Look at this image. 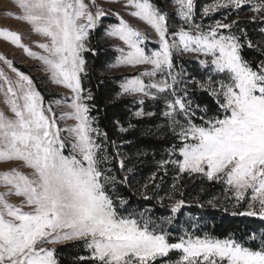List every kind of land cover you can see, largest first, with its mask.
<instances>
[{
  "label": "snow or ice",
  "instance_id": "snow-or-ice-1",
  "mask_svg": "<svg viewBox=\"0 0 264 264\" xmlns=\"http://www.w3.org/2000/svg\"><path fill=\"white\" fill-rule=\"evenodd\" d=\"M176 15L183 24L170 29L168 14L151 0H126L124 7L146 22L157 34L155 50L143 46L145 34L122 18L106 30L109 37L118 38L125 47L112 67L119 65H151L139 75L126 79L121 94H142L157 98L167 93L164 115L171 118V131L181 141L172 151L180 160L163 161L175 164L180 172L204 173L209 180L223 173L226 183L236 189L243 199L251 189L252 201L259 209L241 215L264 218V60L255 67L241 55L240 37L231 33L233 24L216 21L211 25L196 23L194 0H174ZM21 12L18 19L45 38L37 47L43 54L33 52L21 41L17 32L0 29V37L25 49L41 62L49 79L73 93L71 111L57 114L33 79L12 67V62L0 56L11 68L16 79L0 69V87L8 112L0 110V162H20L30 171L13 168L0 174V184L7 192L0 193V264H57L54 249L45 245L77 238H90L87 248L97 264H155L158 257L170 250L181 256L174 264H264V244L259 250L244 246L233 238L219 239L186 234L170 243L167 233L149 228L131 217L121 216L109 191L116 181L107 167L119 156L109 154L106 132L93 126L89 106L81 85L85 73L82 53L87 47L90 31L106 16L96 0H15ZM248 0H224L211 10L231 5L241 9ZM264 16V0L251 6ZM209 9H205L207 14ZM119 16V13H116ZM255 19V17L253 18ZM223 30H229L225 34ZM248 47H252L250 41ZM196 53L206 59L199 63L222 76L213 80L209 75L198 85L217 97L222 116H214L203 125L192 122L194 112L185 87L178 93L179 73H174V54ZM159 76L157 81L153 78ZM142 77H149L146 82ZM64 99H67L66 97ZM143 104V100H139ZM142 111L135 113L142 115ZM185 117L181 123L177 116ZM66 119L76 123L61 127ZM203 119V117H201ZM179 129V131H177ZM120 131H127L121 127ZM62 133L66 135H62ZM67 149V154H66ZM121 169L124 161H118ZM130 171V169H129ZM127 176L123 182H127ZM145 187H147L145 185ZM24 198L20 206L10 203L7 196ZM119 204L126 203L122 198ZM185 204L178 200L172 207L179 211ZM28 211H24V208ZM170 222V221H169ZM83 260L85 257H80Z\"/></svg>",
  "mask_w": 264,
  "mask_h": 264
},
{
  "label": "trees",
  "instance_id": "trees-1",
  "mask_svg": "<svg viewBox=\"0 0 264 264\" xmlns=\"http://www.w3.org/2000/svg\"><path fill=\"white\" fill-rule=\"evenodd\" d=\"M151 2L165 10L163 0ZM263 25L264 21L249 22L244 26L243 34L235 33L243 45L242 57L253 67L264 60ZM89 41L91 51L84 54L86 63L85 73L82 75L83 95H91V99L86 102L96 127L107 133L110 142L115 141V145L109 143L107 146L109 154L119 153L107 165L111 174L116 177L109 195L116 204L117 212L124 215V212L148 211L146 217L150 221L158 216L167 220L165 216L170 215L172 223L168 230L171 232H182L180 225L184 223L189 228L196 225V230L211 237L233 238L244 246L259 250L264 244V218L241 215L247 208L245 201L242 202V207H237V213H231L228 208L236 204L237 199L224 181L209 180L204 173L180 172L172 163L162 165L163 161L175 160L174 156L177 155L172 149L174 145L179 147L177 137L163 116V103L146 99L141 104L138 102L139 98L121 94L120 83L128 75H111L105 72L116 52L102 40L101 27L91 32ZM248 41L252 47H248ZM173 61L176 66L179 60L174 58ZM183 62L194 76L202 77L207 72L197 61L183 59ZM18 66L27 72L23 65ZM32 78L38 86L36 77L32 75ZM38 88L43 92L40 86ZM192 96L195 103L209 114L223 115L217 99L209 92L195 90ZM140 109L145 114L136 116L135 113ZM121 127L127 131H120ZM119 160L124 161L123 169L119 166ZM125 176L128 178L127 182L122 183ZM120 198L126 201L123 207L118 204ZM165 198H170L172 202L183 199L189 205L175 213L170 205H160V201ZM85 254L82 241L68 243L56 249L59 264H92L87 260L79 261Z\"/></svg>",
  "mask_w": 264,
  "mask_h": 264
},
{
  "label": "rangeland",
  "instance_id": "rangeland-1",
  "mask_svg": "<svg viewBox=\"0 0 264 264\" xmlns=\"http://www.w3.org/2000/svg\"><path fill=\"white\" fill-rule=\"evenodd\" d=\"M163 1L165 3L164 12L168 14V18H169L168 23H169L170 29H179L182 26L183 22L180 19V17L176 15L177 5L175 4L174 0H163ZM85 2L87 3L88 0H85ZM223 2L224 0H194V13H195L194 20L195 22L203 23L204 25H211V24H214L216 21H220L222 23H228V24H232L233 21H236L237 23L233 24V27L230 30L231 33L235 34L239 32L243 34V32L245 31L244 26H246L247 23L253 22V21L254 22L264 21V16H261L258 13L252 11V7H251L252 5L256 3H259V0H248V3H246L241 9H235L231 5H229L227 8L221 7L215 10H211L213 5L218 4V3H223ZM125 3H126V0H96V6L104 9L106 12V16L104 18H101L98 21L97 27L102 28V40L105 42V44H108L111 47V49L116 52L115 58L106 67L105 72L111 75H128L123 78L120 85H122L126 79H130L133 76L139 75L143 71L150 69L151 65H138V66L119 65L116 67H112V65L116 63V58L120 55V53L117 51V48L125 47V45H123V42L120 41L118 38L109 37L106 34V30L109 29L112 25L117 24L119 20L122 18L129 25H131L132 27L136 28L137 30L145 34V36L147 37V40L145 41V44L143 46L146 48V50L148 51L155 50L157 47V41H158V37L154 29H152L151 26H149L146 22L130 15L133 9L124 7ZM205 9H209V12L207 14L204 13ZM20 12L21 10L17 7L15 0H0V29H7L10 31L19 33L21 36V41L24 45H27L33 52H39L43 54V50L37 47V44L40 42H46L45 38L36 34L27 22L17 18V15ZM116 13H119V16H117ZM254 17L255 19H253ZM92 31H90L88 41L86 42L87 47L89 49H90L89 39H90V35ZM223 31L225 34H228L229 32V30H223ZM262 32L264 33V25L262 26ZM85 52L82 53L83 58H84ZM0 56L5 57L7 58V60L11 61L12 67H15L19 72H22L30 76L31 78H32V75L36 77L38 86H40L43 91L41 93L45 98V104L49 103L50 101H56V100L61 101V104L59 105L53 104V111H55L57 114L61 112L71 111V109L68 106L72 102L71 97L73 93H71L69 89L64 88L61 85H57L53 83L49 79V74L43 70V66L41 62L37 59H34L33 57H30L24 48L18 47L12 44L10 41H6L2 37H0ZM174 58H177L179 61L177 62L176 66L174 64L173 72L179 73L180 75L178 76V80L184 81V83H180L176 85L178 93L182 92L185 87L187 88V91L189 93L188 99L192 102V110L195 113L194 116H192V122L195 123L196 125H203L204 121L216 115L209 114L206 111V109L199 107L198 104L195 103V101L193 100L192 93L195 90H197V91H207L210 94H212L211 91L201 88L197 82H200V83L206 82L209 75H212L214 81L217 79H222V76L213 73L210 67L200 64L199 61L204 60L206 58L203 56L197 55L196 53L174 54L173 59ZM183 59L197 61L199 65L207 69L206 74L202 77L194 76L193 72H191L190 69H187L184 66L185 62H183ZM18 65H23L27 69V72L19 68ZM0 69H3V71L13 80L16 79L15 73L12 72L11 68L8 67V65L4 62V60H0ZM82 75L83 74H81V85H82ZM142 78L146 82L150 79L149 77H142ZM153 79L158 81L160 77L157 76ZM33 81L35 83V86L38 88L34 79ZM2 92H3V88L0 87V110H4L7 114L10 115V112H8L6 105L3 103ZM123 95H127V94H123ZM129 96L139 98L140 100H143V101L146 99L161 101L163 103L162 104L163 116L164 118L167 119L169 126L171 127V118L166 117L164 115V112L166 111L165 99L168 97L167 93L157 94L156 99H153L150 96H143L142 94H133ZM65 97L67 99H64ZM214 97L217 99L216 96ZM85 103L87 102L85 101ZM138 111H142V113L145 114L143 109H140ZM201 117H203V119H201ZM176 119L179 120L181 123L186 122L185 117L183 116L178 115ZM58 123H60L61 127L63 128V127L73 125L76 122L71 119H66L63 121L58 120ZM93 126L96 127V125L94 124V121H93ZM177 131H179V129H177ZM62 135H66V134L62 133ZM178 141H179V146H180L181 141L179 139ZM66 154H67V149H66ZM175 155H177V156H174L175 160L182 159V157L179 155L178 152H176ZM13 168H20L21 171H25V172L30 171L26 168L21 167L20 162H0V174L4 173L5 171H9ZM212 180L224 181L225 184L227 185V188L232 192L233 196L237 199L236 204H233L231 205L230 208H228L231 213H237V207L238 208L242 207V202L244 201L247 203V208L243 213H246L252 210L249 208V204L252 205V208L257 209V210L259 209L258 200L252 201L251 199V196L253 195V192L251 189H248L245 191L243 199H238L236 197V189L233 186H230L226 183V177L224 176L223 173L218 174V177L213 178ZM4 192H7V188L3 184H0V193H4ZM7 199L10 203L17 205V206H20L24 201L23 197L15 196V195L7 196ZM177 201L175 200L172 202L170 198H165L160 201V205L162 206L170 205L172 209V207L175 205ZM123 205H121V207H123ZM185 205H189V203H185L184 206ZM23 210L28 211L29 209L25 207ZM179 211L175 213H178ZM186 213L184 214V216L186 215ZM148 214H149L148 211L146 212L144 211L140 213L139 212H131V213L124 212V215L122 214H119V215L125 216V217H131V218L137 219L138 222L143 223V221L145 220L150 221L146 217V215ZM256 216L260 217L259 215H256ZM165 217L167 218V220H164L163 217H159V216L155 217L154 219L151 218L152 221L149 222V228L155 229L157 232L163 230L165 233H167L170 243L178 242V238L181 236H185L186 234H191L193 236L198 235L201 237L208 235L207 233L205 234L202 231L200 232L196 230L197 229L195 228L196 225H193V227L189 228L185 223L180 225V230L182 232L180 233L171 232L168 230V227L172 223V217L170 215L165 216ZM88 239L90 238H77V239H72V240L60 241L55 244H48L45 246L48 248L54 249L55 258L57 260V264H59V261L56 256V249L68 243L82 241L84 242L85 253H87L82 256V257H85V259L83 260L90 261L92 264H97L95 260H92L89 258L91 256V250L87 248ZM180 256H181V252L179 250H170L167 256L158 257L155 261V264H174V262L178 260ZM83 260L79 259V261H83Z\"/></svg>",
  "mask_w": 264,
  "mask_h": 264
}]
</instances>
